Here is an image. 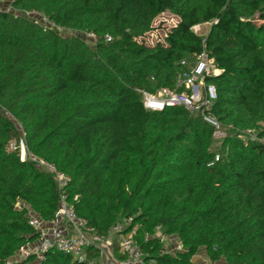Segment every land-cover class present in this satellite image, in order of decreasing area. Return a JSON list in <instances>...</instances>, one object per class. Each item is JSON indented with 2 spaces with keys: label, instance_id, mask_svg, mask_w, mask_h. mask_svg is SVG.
<instances>
[{
  "label": "trees",
  "instance_id": "16d2710c",
  "mask_svg": "<svg viewBox=\"0 0 264 264\" xmlns=\"http://www.w3.org/2000/svg\"><path fill=\"white\" fill-rule=\"evenodd\" d=\"M11 8L0 9V264H38L14 259L39 237L30 214L50 222L59 207L54 176L21 160V140L70 178L69 200L99 236L132 219L125 232L143 264H196L201 252L211 264H264V0H11ZM163 14L178 19L165 44L139 41ZM206 24V36L193 31ZM204 52L221 71L207 79L226 134L220 148L199 112L143 104L142 92H186L181 63ZM157 234L181 250L165 249ZM101 259L98 249L84 262L49 251L40 264Z\"/></svg>",
  "mask_w": 264,
  "mask_h": 264
},
{
  "label": "built area",
  "instance_id": "2783aa9c",
  "mask_svg": "<svg viewBox=\"0 0 264 264\" xmlns=\"http://www.w3.org/2000/svg\"><path fill=\"white\" fill-rule=\"evenodd\" d=\"M1 1L11 3V0H0V3ZM165 15L163 14L159 18L162 17L161 19H163ZM170 19L174 20L172 24L166 25L164 21L158 28L153 26V30L145 37L140 38L139 41L150 47H155L160 43L165 44L168 32L178 24L177 18L170 16ZM196 27L193 28L195 33ZM151 38L153 40L147 42ZM181 66L185 70L179 78L178 86L184 87L186 92L178 93L167 88L159 90L156 94L142 92L145 109L152 112H163L167 109L184 107L190 112H199L202 119L214 128L216 141L221 142L226 137V134L210 112L213 103L217 100V90L214 85L207 82L208 78L219 76L221 71L217 69L214 60L210 59L205 52L201 53L193 64L183 61ZM22 133L23 131L21 130ZM248 135L251 139L257 138L253 132H249ZM21 148L25 149L27 153L23 140L20 142ZM11 149L16 150V145L12 144ZM21 160H29L40 169L54 176L58 187L59 207L54 219L50 222L43 221L40 217L30 214V226L36 230L39 237L35 243L22 248L17 253L14 258L17 262L33 257L40 264L44 261L45 255L49 251L60 252L77 259L79 262H84L88 257L89 251L98 249L102 258L99 264H143L144 255L135 242L133 234L125 232L132 225V219L113 227L107 237L99 236L92 228L87 226L84 219L77 216L67 194L70 182V178L67 175L59 172L54 165L28 153L26 158L23 157ZM77 200L78 197L76 196L73 202ZM115 237L119 239L118 246L123 259H117L113 252V239ZM156 237L160 238L162 243H166L170 238L161 234H157ZM176 250H181V247H177ZM88 264H93V262Z\"/></svg>",
  "mask_w": 264,
  "mask_h": 264
},
{
  "label": "rangeland",
  "instance_id": "374dc122",
  "mask_svg": "<svg viewBox=\"0 0 264 264\" xmlns=\"http://www.w3.org/2000/svg\"><path fill=\"white\" fill-rule=\"evenodd\" d=\"M7 3V4H6ZM3 9L5 8L4 10H7V12H13L12 8H11V3H8L7 1H1L0 3V9ZM170 16L169 14H166L163 19L159 18L157 20L156 23L153 24L154 28H158V26L162 23V22H166V25H170L172 24V22L174 20L170 19ZM43 20L45 21V23L49 24L48 21H46L44 18ZM211 25V24H210ZM210 25L209 24H206V25H202L200 27H196L195 28V31L197 34H199L200 36H206V34L208 33L209 31V28H210ZM61 32L63 33V35H67V36H71L72 33H65L66 30H61ZM153 38L149 39L147 42H150L152 41ZM20 128V127H19ZM21 129V128H20ZM215 147H218L220 148L221 147V142H217L215 144ZM20 154H21V158L25 157L26 158V152H25V149H20ZM179 243L177 242V240L172 237V238H169L168 241L165 243V249L167 250H175L177 247H179L178 245ZM194 263L196 264H211L209 261L206 260V256H205V253L204 252H201L200 254H198L194 259H193ZM217 264H224V262H220V263H217Z\"/></svg>",
  "mask_w": 264,
  "mask_h": 264
},
{
  "label": "crops",
  "instance_id": "0c3cea01",
  "mask_svg": "<svg viewBox=\"0 0 264 264\" xmlns=\"http://www.w3.org/2000/svg\"><path fill=\"white\" fill-rule=\"evenodd\" d=\"M113 241H115L114 246H113V252L115 254V257L117 258L121 256L120 251H119V246H118V238H114Z\"/></svg>",
  "mask_w": 264,
  "mask_h": 264
}]
</instances>
